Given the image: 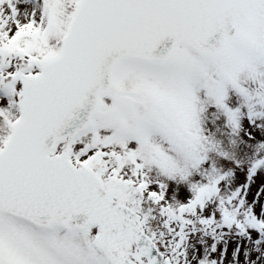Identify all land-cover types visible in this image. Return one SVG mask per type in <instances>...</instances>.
Wrapping results in <instances>:
<instances>
[{"label": "snow or ice", "instance_id": "snow-or-ice-1", "mask_svg": "<svg viewBox=\"0 0 264 264\" xmlns=\"http://www.w3.org/2000/svg\"><path fill=\"white\" fill-rule=\"evenodd\" d=\"M0 264H264V0H0Z\"/></svg>", "mask_w": 264, "mask_h": 264}]
</instances>
